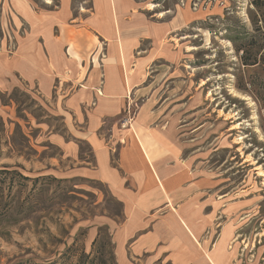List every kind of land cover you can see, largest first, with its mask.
Masks as SVG:
<instances>
[{
  "label": "rangeland",
  "instance_id": "obj_1",
  "mask_svg": "<svg viewBox=\"0 0 264 264\" xmlns=\"http://www.w3.org/2000/svg\"><path fill=\"white\" fill-rule=\"evenodd\" d=\"M123 4L146 19L137 53L147 58L142 86L148 92L129 100L120 126L131 128L146 100L153 126L181 145V160L190 155L184 162L207 186L211 246L221 225L232 224L230 251L238 264H264V5ZM93 9V0H0V264H119L114 232L126 219L125 203L96 176L77 170L94 162L93 152L72 134L63 98L2 75L38 25L57 35L64 16L76 25L77 50L90 60L95 41L103 42L85 35ZM66 140L82 159L64 150Z\"/></svg>",
  "mask_w": 264,
  "mask_h": 264
},
{
  "label": "crops",
  "instance_id": "obj_2",
  "mask_svg": "<svg viewBox=\"0 0 264 264\" xmlns=\"http://www.w3.org/2000/svg\"><path fill=\"white\" fill-rule=\"evenodd\" d=\"M93 1L87 18L93 31L86 28L85 35L92 33L103 45L95 41L90 60L77 50L82 44L71 36L76 25L64 16L57 35L49 32L50 25L43 30L38 25L2 75L25 78L46 96L55 89L63 98L64 110L73 117L72 134L93 152L94 162L77 170L96 176L125 203L126 219L114 232L119 264H238L236 251H230L232 224L221 225L213 246L212 238L207 240L212 220L203 193L207 186L184 162L190 155L181 160V145L153 126L149 103L141 104L131 128L118 122L129 100L148 92L142 86L147 58L137 53L147 36L145 17L125 7V0ZM2 65H9L7 59ZM64 143L67 153L75 151L72 158L82 159L76 143Z\"/></svg>",
  "mask_w": 264,
  "mask_h": 264
},
{
  "label": "trees",
  "instance_id": "obj_3",
  "mask_svg": "<svg viewBox=\"0 0 264 264\" xmlns=\"http://www.w3.org/2000/svg\"><path fill=\"white\" fill-rule=\"evenodd\" d=\"M255 3H256L259 7H261V6L264 5V0H255ZM263 20H264V18H263Z\"/></svg>",
  "mask_w": 264,
  "mask_h": 264
},
{
  "label": "bare ground",
  "instance_id": "obj_4",
  "mask_svg": "<svg viewBox=\"0 0 264 264\" xmlns=\"http://www.w3.org/2000/svg\"><path fill=\"white\" fill-rule=\"evenodd\" d=\"M150 7L153 8L154 7V4H150Z\"/></svg>",
  "mask_w": 264,
  "mask_h": 264
}]
</instances>
